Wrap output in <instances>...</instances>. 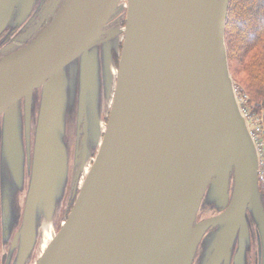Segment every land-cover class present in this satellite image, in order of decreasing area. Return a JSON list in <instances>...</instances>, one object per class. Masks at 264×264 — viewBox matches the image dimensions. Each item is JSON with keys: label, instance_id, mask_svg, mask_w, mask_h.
<instances>
[{"label": "water", "instance_id": "1", "mask_svg": "<svg viewBox=\"0 0 264 264\" xmlns=\"http://www.w3.org/2000/svg\"><path fill=\"white\" fill-rule=\"evenodd\" d=\"M15 1L0 0V32ZM230 1L66 0L35 44L0 61L1 264H28L44 230L55 236L36 264H193L200 244L198 264H252V235L264 264ZM118 17L126 26L108 53L102 37ZM206 210L217 214L201 220Z\"/></svg>", "mask_w": 264, "mask_h": 264}, {"label": "flooded vegetation", "instance_id": "2", "mask_svg": "<svg viewBox=\"0 0 264 264\" xmlns=\"http://www.w3.org/2000/svg\"><path fill=\"white\" fill-rule=\"evenodd\" d=\"M66 0H17L12 4L14 6L13 11L9 12L4 16L2 19V23H4V27L0 32V61L7 56L14 54L20 50L27 49L28 47L35 44V42L40 38V36L51 26L54 22L55 17L59 14L60 10L63 8ZM27 8V10H26ZM126 26V17L121 18L118 17L111 25L105 27V30L108 33H105L102 37L103 41H106L108 44L105 49L108 50L112 45L113 40H116L120 34L121 29ZM121 51L123 50V42L119 45ZM113 57L117 65H119L121 55L117 53L116 49L112 50ZM112 104L109 100L103 99L102 104L99 105V109L101 115H103L104 121L103 124L108 122V116L105 117L104 115L106 112L111 111ZM84 124H82V128ZM82 136V140H83ZM83 142L81 141L80 149L82 152L83 149ZM76 145H74L75 150ZM81 158V155H80ZM74 164V159L72 160ZM92 164V161H91ZM73 166V165H72ZM82 178V177H80ZM81 179L79 182L77 181L73 192L69 194V196L65 200V206L61 215V221L65 220V216L67 217L68 214L71 212L74 203L80 193V186H81ZM25 197V195H24ZM23 198V195H22ZM217 213H212L211 215L202 216V219L206 217L213 216ZM1 221V218H0ZM53 231V230H50ZM211 231V228L207 231ZM47 232L42 233V240L39 243V250L42 253L45 249L44 242L45 236ZM53 233V232H51ZM1 241H2V234H0ZM253 250L256 249L257 241H255L253 235ZM238 247V245H237ZM10 244L6 247V254H9ZM3 250L1 251V257L5 253ZM202 252V244H200L199 252L196 256V259L193 264H198V260L200 258V254ZM236 254V253H235ZM259 255V253H258ZM257 258V259H256ZM250 259L252 260V264H260V260L256 255V252L253 251L250 254ZM32 263V259L28 262V264ZM1 264V263H0ZM9 264H14V258L9 260Z\"/></svg>", "mask_w": 264, "mask_h": 264}, {"label": "trees", "instance_id": "3", "mask_svg": "<svg viewBox=\"0 0 264 264\" xmlns=\"http://www.w3.org/2000/svg\"><path fill=\"white\" fill-rule=\"evenodd\" d=\"M230 71L264 111V0H231L226 26ZM260 188L264 204V180Z\"/></svg>", "mask_w": 264, "mask_h": 264}, {"label": "built area", "instance_id": "4", "mask_svg": "<svg viewBox=\"0 0 264 264\" xmlns=\"http://www.w3.org/2000/svg\"><path fill=\"white\" fill-rule=\"evenodd\" d=\"M234 91L240 110L246 118L249 131L256 143L261 165L260 177L264 180V111L258 112L255 109V103H252L249 93L236 82Z\"/></svg>", "mask_w": 264, "mask_h": 264}, {"label": "rangeland", "instance_id": "5", "mask_svg": "<svg viewBox=\"0 0 264 264\" xmlns=\"http://www.w3.org/2000/svg\"><path fill=\"white\" fill-rule=\"evenodd\" d=\"M234 78V77H233ZM234 82H236L237 84L239 83L238 81H236L235 79H234ZM212 213H214V211H208V210H206V211H204V212H202L201 214H200V218H202V216H207V215H211ZM60 228V227H59ZM59 230V229H58ZM0 234H2V231H1V223H0ZM2 241H1V237H0V245L2 244L1 243ZM254 252H255V249L253 250ZM41 253H40V250L39 249H37V251H36V254H35V258H32V263L31 264H36V262L38 261V259H39V255H40Z\"/></svg>", "mask_w": 264, "mask_h": 264}, {"label": "bare ground", "instance_id": "6", "mask_svg": "<svg viewBox=\"0 0 264 264\" xmlns=\"http://www.w3.org/2000/svg\"><path fill=\"white\" fill-rule=\"evenodd\" d=\"M46 233L45 236V242H44V246L45 248L47 247V245L50 243V241L53 239V237L55 236V232L54 231H50V230H44ZM53 232V233H51Z\"/></svg>", "mask_w": 264, "mask_h": 264}]
</instances>
